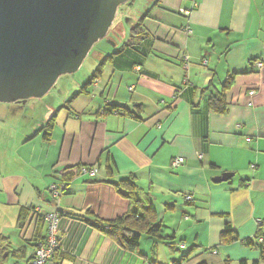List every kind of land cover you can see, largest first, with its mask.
I'll list each match as a JSON object with an SVG mask.
<instances>
[{
    "label": "crops",
    "instance_id": "crops-1",
    "mask_svg": "<svg viewBox=\"0 0 264 264\" xmlns=\"http://www.w3.org/2000/svg\"><path fill=\"white\" fill-rule=\"evenodd\" d=\"M144 16L148 37L138 49L107 65L95 92L53 99L41 128L20 133L13 120L21 102L0 103V239H8L0 264L33 257L37 220L17 226L20 209L31 207L63 214L59 251L48 264L261 260V250L242 241L255 238L259 220L264 224V0H154ZM232 74L229 110L215 114L207 100ZM107 103L142 106L141 120L103 115ZM55 114L46 141L40 130ZM175 158L184 164L173 168ZM82 165L97 168V176L74 177L63 196L51 197L56 176ZM224 173L234 176L213 182ZM121 179L139 184L168 241L143 236L138 252L127 251L74 217L125 215L129 201L111 184ZM224 233L239 240L223 243Z\"/></svg>",
    "mask_w": 264,
    "mask_h": 264
},
{
    "label": "water",
    "instance_id": "water-1",
    "mask_svg": "<svg viewBox=\"0 0 264 264\" xmlns=\"http://www.w3.org/2000/svg\"><path fill=\"white\" fill-rule=\"evenodd\" d=\"M129 1L0 0V103L43 98L61 75L78 71Z\"/></svg>",
    "mask_w": 264,
    "mask_h": 264
},
{
    "label": "trees",
    "instance_id": "trees-1",
    "mask_svg": "<svg viewBox=\"0 0 264 264\" xmlns=\"http://www.w3.org/2000/svg\"><path fill=\"white\" fill-rule=\"evenodd\" d=\"M146 16L140 19L138 24L130 30V35L128 36L127 41H124L119 47H117L116 44V51H114L110 55H106L104 58L101 59L90 81L78 93L73 96L71 102L78 96L88 93L89 89L93 86L94 82L101 79L107 65L113 62L116 57L128 51L138 49L140 44L145 40V38L148 37V34L143 26V21ZM235 75L237 74L229 75L225 79L221 90L208 98L207 106L211 112L219 115H223L228 112L229 104L227 102L226 93L233 86ZM101 113L106 116L112 114H121L124 116H129L141 120L140 113H142V106H136V108L131 111L126 107L117 104L107 103L102 109ZM56 123L57 115L55 114L50 117V119L46 122L45 127L40 130V132L43 133V138L46 141H50L52 133L56 127ZM88 168L90 170L94 169L91 167ZM56 178L58 179V183L54 185L59 189H61V187L65 188V191L62 192V194L60 195L61 197L67 191V187L74 179V174L71 172L67 174L61 173L60 176H56ZM111 184L112 186H114L117 192L123 194L129 201V209L125 215L118 217L112 221H103L96 217L90 211H87L85 215H75L74 217L84 220L92 227L97 229L99 232L103 233L108 238L115 241L122 249H125L127 251L138 252L140 242L143 236L157 238L165 242L168 241L169 238H165L161 234L162 225L158 221L157 212L155 211L152 204L141 196V188L139 184L134 179H121L112 182ZM50 188L49 192L51 193V197L55 198ZM35 209L36 208L33 207L28 209H20L17 226L22 229L24 225L27 224L29 219L35 218L37 220L36 234L34 239L35 246L37 249L39 246L46 245L47 238L46 236H43V230L46 226L45 219ZM263 225L258 227L259 231L254 239L242 241V243L247 247H257L261 250V260L253 262L252 264H261L264 261V238L262 237L261 233ZM238 240L239 239L237 236L234 238H230V236L228 237L227 233L223 234V243H230L232 241L235 242ZM4 243H8L7 238L0 239V247H2ZM58 251L59 248L54 251L52 257L49 259V261H47L46 264H48V262H50V260L54 258ZM3 252H5V249L0 248V258H2L1 256ZM19 253L20 251L15 252L16 255H18ZM240 264L248 263L244 261L240 262Z\"/></svg>",
    "mask_w": 264,
    "mask_h": 264
},
{
    "label": "rangeland",
    "instance_id": "rangeland-1",
    "mask_svg": "<svg viewBox=\"0 0 264 264\" xmlns=\"http://www.w3.org/2000/svg\"><path fill=\"white\" fill-rule=\"evenodd\" d=\"M153 2L154 0H133L121 4L117 9L116 18L107 36L105 39H101L93 45L78 71L71 74L61 75L55 82L54 86L50 89L49 95H46L43 99L32 98L29 101H21V103L17 105L18 109L22 110H20L21 112L18 111V114L15 115L13 123L16 124L14 127L20 133L29 131L33 128H41V115L48 111L47 106H49L50 102L53 99V102L62 100L60 98L63 97H67V99H69V97H71L73 94L78 93L90 81L101 59L106 55L112 54L114 51H116L117 47H119L124 41H127L128 36L130 35V30L138 24L139 20ZM112 43L117 44V47L113 46ZM97 82L98 80L95 81L91 87L92 92L97 90ZM24 102H27V109L30 110L23 113L26 106L21 104ZM2 130H5V125L2 126ZM73 168L79 171L82 168L89 169L87 166L83 165L75 166ZM73 168L66 169L62 172V174L70 173L71 171L69 170H74ZM94 169L97 168L94 167ZM35 210L37 211V209ZM37 212L43 217H45L47 214L42 210Z\"/></svg>",
    "mask_w": 264,
    "mask_h": 264
},
{
    "label": "built area",
    "instance_id": "built-area-1",
    "mask_svg": "<svg viewBox=\"0 0 264 264\" xmlns=\"http://www.w3.org/2000/svg\"><path fill=\"white\" fill-rule=\"evenodd\" d=\"M257 68L260 70L263 68V63L258 62L257 63ZM254 92H251L250 95H253ZM250 142V140H247ZM200 158L202 157L201 154L198 155ZM184 164V159L183 158H175L172 161V167L173 168H178ZM74 176L76 177H87V178H93L97 176V169H87V168H82L80 171L77 169H74L71 171ZM51 191L53 192V196L55 198L60 197L62 192L65 191L64 187H61V189L57 188L55 185L51 186ZM185 201L186 202H192L193 198L191 196H185ZM41 208H38L37 211H40ZM63 214L54 211L47 213L46 216L44 217L45 223L47 226V243L46 245L39 246L35 252L31 260L28 262V264H46L47 261L52 257L54 251L59 248L60 246V241H59V221L62 218ZM263 222L258 221V226H262ZM261 241V240H260Z\"/></svg>",
    "mask_w": 264,
    "mask_h": 264
}]
</instances>
